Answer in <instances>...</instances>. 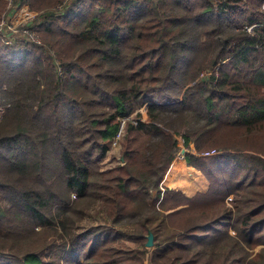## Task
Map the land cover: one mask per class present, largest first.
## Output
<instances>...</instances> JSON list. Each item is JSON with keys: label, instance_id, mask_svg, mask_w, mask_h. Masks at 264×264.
Segmentation results:
<instances>
[{"label": "trees", "instance_id": "1", "mask_svg": "<svg viewBox=\"0 0 264 264\" xmlns=\"http://www.w3.org/2000/svg\"><path fill=\"white\" fill-rule=\"evenodd\" d=\"M20 2L43 46L0 43V264H264V0ZM182 151L207 192L165 186Z\"/></svg>", "mask_w": 264, "mask_h": 264}, {"label": "rangeland", "instance_id": "2", "mask_svg": "<svg viewBox=\"0 0 264 264\" xmlns=\"http://www.w3.org/2000/svg\"><path fill=\"white\" fill-rule=\"evenodd\" d=\"M241 1H243V3L246 4L249 0H241ZM7 3H8L7 12L5 16L3 17L2 21L0 22V28H1V25H4V27L6 26L7 27L4 28V30L0 31V43L4 44L5 46H8V45H13L16 42L23 41L21 43L25 45H35L38 47L43 46L41 33L38 32L37 30H33L34 28L30 26L34 22L35 23L37 22L38 15L36 13H31L29 10V7L25 6L24 3H21L20 0H7ZM263 9H264V5H263ZM10 25H12V30H10ZM60 73H62L61 70H60ZM260 77H261L260 80L264 81V72H262ZM1 111L2 109H0V112ZM3 116H4V113L2 111L0 114V119H2ZM121 129H122V133H119L117 135L115 143H114L113 151L111 152L108 160L106 161V164H105L106 168H110L114 166L117 162L115 159L117 158L120 159L119 158L120 157V153H119L120 147H119L118 141H120V139L123 136L124 127H122ZM182 154L184 156V162H185V172H184L185 176L178 177L177 175H175L176 172L174 170V166H173L174 163H173L172 166H173L174 171L171 172V174L167 178V182H166L167 184H165V186L168 187L169 189L182 191L186 195V197H188V195H191L189 197H194L198 193L207 192L210 188L209 180L206 178L204 173L199 172L196 169L190 170V167L186 163V157L183 151L177 155L176 160H178L179 156ZM215 154L217 153L212 152L211 155H206V154L205 155L213 156ZM170 187H173V188H170ZM232 199H233V196H230L228 200L230 201ZM101 222H104V217L102 215V209L96 208L92 212H90V214L88 215L87 221L83 225V228H80L79 230H82L85 227H88L90 225H100ZM120 246L127 248V249L141 250L139 245L132 243L130 241L122 242ZM152 250H154V247L152 248Z\"/></svg>", "mask_w": 264, "mask_h": 264}, {"label": "water", "instance_id": "3", "mask_svg": "<svg viewBox=\"0 0 264 264\" xmlns=\"http://www.w3.org/2000/svg\"><path fill=\"white\" fill-rule=\"evenodd\" d=\"M183 153H184V151H183ZM147 247L148 248H153L154 247V236L152 234L149 236Z\"/></svg>", "mask_w": 264, "mask_h": 264}, {"label": "built area", "instance_id": "4", "mask_svg": "<svg viewBox=\"0 0 264 264\" xmlns=\"http://www.w3.org/2000/svg\"><path fill=\"white\" fill-rule=\"evenodd\" d=\"M7 27V26H6ZM6 27H4V25H1V28H0V31L1 30H4V28H6ZM10 30H12V25H10ZM249 31H251V29H249ZM3 32V31H2ZM125 122L126 121H123L122 122V127H124V125H125ZM119 133H122V129L120 130V132ZM215 151H213V153H214ZM212 154V152L211 153H207L206 155H211Z\"/></svg>", "mask_w": 264, "mask_h": 264}, {"label": "crops", "instance_id": "5", "mask_svg": "<svg viewBox=\"0 0 264 264\" xmlns=\"http://www.w3.org/2000/svg\"><path fill=\"white\" fill-rule=\"evenodd\" d=\"M177 161V160H176ZM176 161L174 162L173 166L175 165ZM173 166L172 168L170 169L169 173L167 174V177H166V180L164 181V184H167V178L169 177V175L171 174V172H173ZM190 170H195L194 168H190ZM170 188H173V187H170ZM191 196V195H188V197Z\"/></svg>", "mask_w": 264, "mask_h": 264}]
</instances>
